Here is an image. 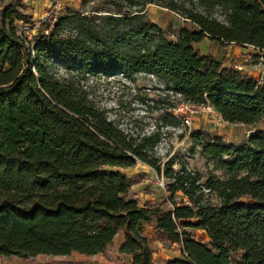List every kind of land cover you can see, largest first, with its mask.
<instances>
[{"label":"trees","instance_id":"obj_1","mask_svg":"<svg viewBox=\"0 0 264 264\" xmlns=\"http://www.w3.org/2000/svg\"><path fill=\"white\" fill-rule=\"evenodd\" d=\"M104 3L66 10L31 42L17 25L26 19L23 1L0 0V255L93 256L122 233L119 252L131 264H153L142 228L154 221L159 236L179 245L180 258L165 264H264V131L239 145L190 132L192 146L221 172L202 180L185 162L175 169V158L162 164L153 155L160 127L124 131L83 85L90 76L153 74L168 97L209 102L228 123L262 124L264 0ZM148 3L176 12L193 29L182 26L176 41L169 40L147 17ZM204 38L258 50L262 81L201 54L194 44ZM137 161L167 180L171 208L141 206L130 196L127 177L113 168ZM178 192L185 202L175 200ZM187 227L209 240H195Z\"/></svg>","mask_w":264,"mask_h":264},{"label":"rangeland","instance_id":"obj_2","mask_svg":"<svg viewBox=\"0 0 264 264\" xmlns=\"http://www.w3.org/2000/svg\"><path fill=\"white\" fill-rule=\"evenodd\" d=\"M9 1L12 0H2V3ZM21 1L24 3L22 10L26 19L17 25L27 40L31 42L41 33H47L55 19L68 9L89 11L105 6V0ZM146 13L151 21L166 31L169 40L176 41L179 28L182 26H189L193 29V26L185 22L176 12L156 3H148ZM197 46L194 45L195 48H198ZM255 52L259 51L255 49ZM257 63V55H251V62L245 64L246 72L243 74L261 82L262 71ZM59 72L63 73V70ZM83 85L96 105L107 111L108 119L124 131L134 134L149 133L154 128L160 127L162 132L161 153L167 151L168 159L171 157L176 159L173 166L175 169L179 168V161L185 162L190 169L204 176L202 180H205L209 174L221 177V172L213 168L212 162L202 155L199 147L192 146L193 143L189 138L190 132L201 129L206 140L219 136L225 145H239L247 142L250 132L253 134L256 131H264V123L256 126L228 123L213 114L194 116L191 125L185 127L180 122L181 120H174L171 115L172 111L179 119L181 116L180 112L175 109L176 107L175 110L170 108L176 102H172L166 91H163L164 82L151 79L145 74L137 75L134 80L125 78L121 74L108 78L90 76L84 79ZM159 159L162 164L165 163L163 160L165 158ZM113 170L127 177L131 185L130 196L136 199L139 205L150 208L172 207L168 201L169 193L165 190L167 180L159 176L150 166L137 161L132 167L113 168ZM182 198L179 192L175 195L177 202ZM209 200L212 204H218L214 195H210ZM182 201L185 202V199L183 198ZM154 223L153 221L142 228V234L148 238L153 251V264H165L167 260L180 258L179 245L159 236L154 231ZM186 230L197 241L207 242L209 240L206 233L200 229L187 227ZM122 241L123 234L119 233L111 246L103 253L93 256L75 252L58 256L40 254L28 258L0 255V264H131V257L118 250ZM234 258V255H231V259L234 260Z\"/></svg>","mask_w":264,"mask_h":264},{"label":"built area","instance_id":"obj_3","mask_svg":"<svg viewBox=\"0 0 264 264\" xmlns=\"http://www.w3.org/2000/svg\"><path fill=\"white\" fill-rule=\"evenodd\" d=\"M258 63L261 64V54L258 55L257 57ZM248 62H251V54L246 55L244 59L241 61V63H236L234 65V69H236L239 72H244V67L245 64H248ZM148 76L151 79H157L156 76L153 74H148ZM168 94V91H166ZM169 96L172 102H176V110L180 112V120L183 126H190L193 120L194 116H199V115H205V114H213L215 116L221 117L215 110L214 108L210 105L209 102H201V103H190V102H185L181 100V95L176 93L173 94L172 92H169ZM174 109V110H175ZM161 142V141H160ZM158 143L156 146H154L152 153L155 157L158 158H165L163 159L164 162L168 160V152H162L161 153V143ZM162 184V183H161Z\"/></svg>","mask_w":264,"mask_h":264},{"label":"crops","instance_id":"obj_4","mask_svg":"<svg viewBox=\"0 0 264 264\" xmlns=\"http://www.w3.org/2000/svg\"><path fill=\"white\" fill-rule=\"evenodd\" d=\"M187 23L191 25L190 22ZM186 27L190 28L189 26ZM196 45H198V48L196 49H198L201 54L212 56L220 61L223 66L227 67H234L236 63H241L242 59L247 54H259V52H255V49L249 45L243 46L236 43H231L223 46L220 45L217 41H209L207 38H204L200 43H197ZM257 64L260 65L262 71V65L259 63ZM244 72H246V69L244 70Z\"/></svg>","mask_w":264,"mask_h":264},{"label":"water","instance_id":"obj_5","mask_svg":"<svg viewBox=\"0 0 264 264\" xmlns=\"http://www.w3.org/2000/svg\"><path fill=\"white\" fill-rule=\"evenodd\" d=\"M251 135H252V132L249 133V136H251Z\"/></svg>","mask_w":264,"mask_h":264}]
</instances>
